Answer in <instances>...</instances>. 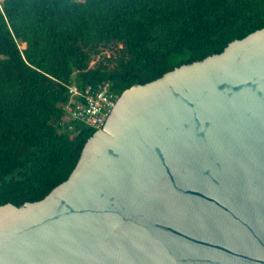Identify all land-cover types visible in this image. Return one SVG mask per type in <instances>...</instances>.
<instances>
[{"label": "water", "instance_id": "water-1", "mask_svg": "<svg viewBox=\"0 0 264 264\" xmlns=\"http://www.w3.org/2000/svg\"><path fill=\"white\" fill-rule=\"evenodd\" d=\"M0 264H264V27L122 90L63 181L0 205Z\"/></svg>", "mask_w": 264, "mask_h": 264}, {"label": "trees", "instance_id": "trees-1", "mask_svg": "<svg viewBox=\"0 0 264 264\" xmlns=\"http://www.w3.org/2000/svg\"><path fill=\"white\" fill-rule=\"evenodd\" d=\"M262 27L264 0H0V205L42 198L94 132L58 131L67 85L118 95Z\"/></svg>", "mask_w": 264, "mask_h": 264}, {"label": "built area", "instance_id": "built-area-1", "mask_svg": "<svg viewBox=\"0 0 264 264\" xmlns=\"http://www.w3.org/2000/svg\"><path fill=\"white\" fill-rule=\"evenodd\" d=\"M117 96L106 81L83 89L70 83L66 86L65 101L58 104L62 111L58 131L72 133L76 124L93 128L94 131L100 129Z\"/></svg>", "mask_w": 264, "mask_h": 264}, {"label": "rangeland", "instance_id": "rangeland-1", "mask_svg": "<svg viewBox=\"0 0 264 264\" xmlns=\"http://www.w3.org/2000/svg\"><path fill=\"white\" fill-rule=\"evenodd\" d=\"M102 53H103V50H102Z\"/></svg>", "mask_w": 264, "mask_h": 264}]
</instances>
